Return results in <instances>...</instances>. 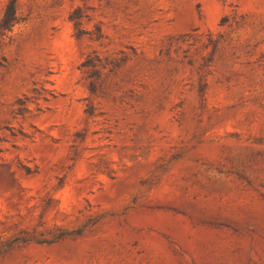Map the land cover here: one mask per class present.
Returning a JSON list of instances; mask_svg holds the SVG:
<instances>
[{
	"label": "rangeland",
	"instance_id": "obj_1",
	"mask_svg": "<svg viewBox=\"0 0 264 264\" xmlns=\"http://www.w3.org/2000/svg\"><path fill=\"white\" fill-rule=\"evenodd\" d=\"M15 15L0 264H264V0H16Z\"/></svg>",
	"mask_w": 264,
	"mask_h": 264
},
{
	"label": "trees",
	"instance_id": "obj_2",
	"mask_svg": "<svg viewBox=\"0 0 264 264\" xmlns=\"http://www.w3.org/2000/svg\"><path fill=\"white\" fill-rule=\"evenodd\" d=\"M15 9L16 0H9L0 18V31H6L11 28L16 20Z\"/></svg>",
	"mask_w": 264,
	"mask_h": 264
}]
</instances>
